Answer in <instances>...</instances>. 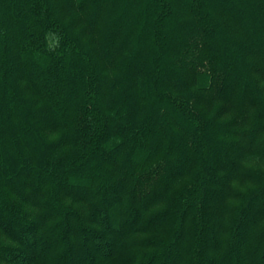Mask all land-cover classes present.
I'll return each mask as SVG.
<instances>
[{
  "label": "trees",
  "instance_id": "trees-1",
  "mask_svg": "<svg viewBox=\"0 0 264 264\" xmlns=\"http://www.w3.org/2000/svg\"><path fill=\"white\" fill-rule=\"evenodd\" d=\"M0 264H264V0H0Z\"/></svg>",
  "mask_w": 264,
  "mask_h": 264
}]
</instances>
